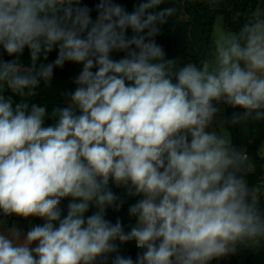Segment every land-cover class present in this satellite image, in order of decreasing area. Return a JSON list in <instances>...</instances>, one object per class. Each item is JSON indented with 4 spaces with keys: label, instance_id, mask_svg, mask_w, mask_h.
<instances>
[{
    "label": "clouds",
    "instance_id": "9594fccd",
    "mask_svg": "<svg viewBox=\"0 0 264 264\" xmlns=\"http://www.w3.org/2000/svg\"><path fill=\"white\" fill-rule=\"evenodd\" d=\"M165 3L99 0L93 20L81 0H0L13 57L0 56V264H211L264 250V191L225 133L264 121V10L220 32L209 59L178 65L155 39L177 13ZM66 62L81 66L66 106L32 103ZM110 183L140 197L129 231L106 219L125 203ZM11 216L43 223L22 234L4 226ZM128 242L143 250L135 261L120 253Z\"/></svg>",
    "mask_w": 264,
    "mask_h": 264
},
{
    "label": "trees",
    "instance_id": "16d2710c",
    "mask_svg": "<svg viewBox=\"0 0 264 264\" xmlns=\"http://www.w3.org/2000/svg\"><path fill=\"white\" fill-rule=\"evenodd\" d=\"M115 3L122 5L127 11L131 12L140 0H114ZM82 5H86L90 10L93 20L97 16L96 5L99 0H81ZM264 0H166L164 6H174L177 13L169 19L168 23L161 26V34L155 39L156 42L163 47L167 56L166 58H176L178 65L187 62L199 64L207 56L212 35V25L217 14L223 17V28L235 30L241 22L248 18L249 14L259 9ZM237 13L240 15L237 16ZM131 35V30L128 31ZM113 59L121 58L124 53L114 52L111 54ZM0 56L5 60L13 59L9 57L3 49L0 48ZM57 56V50H53L48 55L46 62H52ZM29 53L25 50L21 57L22 62L28 65ZM79 65L66 62L63 68H54L53 79L50 86H45L41 82L37 89L38 95L33 98L32 103L45 106L49 112L53 107L66 106V98L61 95L62 92L72 91L75 89L73 83L75 77L80 71ZM6 95H12L7 92ZM14 101L20 102V98L13 96ZM242 112V109H232L225 107V118L231 117L233 112ZM46 125L53 123L52 120L46 119ZM232 143L237 148H244L249 154L250 161L253 163V170L248 172L247 180L250 185L257 186L259 179H263V162L264 157L259 154V148L262 140H264V122L255 127L253 133L250 124L244 130L239 126H226ZM112 191L124 199L123 207L116 211L113 208L107 209L106 219L112 223L116 222L119 217L122 221L125 231L130 230V226L135 224V218L128 215V207L135 203L140 197L128 196L122 188H117L110 183ZM67 200L62 201V208L66 214ZM261 207L264 208V201ZM120 253L125 256L132 257L135 261L139 249L135 247L134 242H128L120 245ZM211 264H224L222 258L213 260ZM228 264H264V250H250L247 248H239L235 255H231Z\"/></svg>",
    "mask_w": 264,
    "mask_h": 264
},
{
    "label": "rangeland",
    "instance_id": "374dc122",
    "mask_svg": "<svg viewBox=\"0 0 264 264\" xmlns=\"http://www.w3.org/2000/svg\"><path fill=\"white\" fill-rule=\"evenodd\" d=\"M259 9L264 10V3L262 4V6H261ZM224 30H226V29L223 28V17H222L221 14H217V15L215 16V19H214V22H213V25H212L211 44H210V47H209V50H208V53H207V56H206L205 59H209V58L211 57V53H212V50H213V40L215 39V37H216L220 32H222V31H224ZM221 116L225 118V109H224V111L221 113ZM262 122H264V121H260V122H250V123H249V124H250V127H251V129H252V131H253V133L255 132V130H254L255 127H256L258 124L262 123ZM225 133H226L227 135H230L228 129H225ZM259 153H261V155H262V153H263V155H264V140H262V142H261V144H260V150H259ZM262 166H263V170H264V162H263ZM263 180H264V171H263Z\"/></svg>",
    "mask_w": 264,
    "mask_h": 264
},
{
    "label": "crops",
    "instance_id": "0c3cea01",
    "mask_svg": "<svg viewBox=\"0 0 264 264\" xmlns=\"http://www.w3.org/2000/svg\"><path fill=\"white\" fill-rule=\"evenodd\" d=\"M14 102H17V101H14ZM259 150H260V148H259ZM259 154L261 155V153H259ZM261 156L264 157L263 153H262ZM252 170H253V163H252V161H250L248 172H250ZM61 206H62V204H61ZM95 210H96L95 208H90L89 212L86 213L85 215L86 216L90 215ZM3 221H4V226L5 227H11L15 223L17 225V227L21 230L22 234L26 233V231L28 230L30 225L42 224L43 223V221L38 219V218H30V220H25L23 218L16 217V216L3 218ZM142 251L143 250H140L139 252H142Z\"/></svg>",
    "mask_w": 264,
    "mask_h": 264
},
{
    "label": "built area",
    "instance_id": "2783aa9c",
    "mask_svg": "<svg viewBox=\"0 0 264 264\" xmlns=\"http://www.w3.org/2000/svg\"><path fill=\"white\" fill-rule=\"evenodd\" d=\"M257 186L261 189V191H264V180L263 179H259L258 182H257ZM140 250L141 249H139V251ZM230 257H231V255H228V256L222 258L224 260V264H228L229 263Z\"/></svg>",
    "mask_w": 264,
    "mask_h": 264
}]
</instances>
